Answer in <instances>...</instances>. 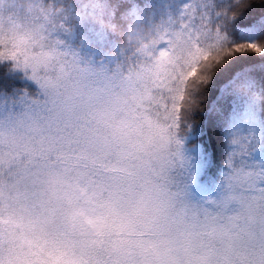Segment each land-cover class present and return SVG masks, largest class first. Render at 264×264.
Wrapping results in <instances>:
<instances>
[{
    "label": "clouds",
    "instance_id": "9594fccd",
    "mask_svg": "<svg viewBox=\"0 0 264 264\" xmlns=\"http://www.w3.org/2000/svg\"><path fill=\"white\" fill-rule=\"evenodd\" d=\"M118 2L0 0V79L12 81L14 88L15 72L40 90L39 98L26 94L29 106L0 113V264L27 252L26 247L21 248V240L38 226L73 241L80 264H264V164L255 161L257 151H264V142L252 128L229 127L222 134L228 151L217 197L191 198V163L187 159L181 163L178 156L169 173L171 181L161 190L168 196L162 213L150 220L136 217L132 229L102 237L84 224L83 216L73 218L77 209L88 216L104 214L103 202L120 183L118 173L84 167L76 159L78 154H86L89 160L103 156L101 141L105 135L111 137L112 129L96 121L92 115L96 108L74 101L70 87L63 93L42 87L45 80L30 79L7 55L17 50L21 38L27 40L20 51L21 64L26 54L55 49L75 59L96 95L127 107L133 97L152 87L150 78L138 75L135 65L140 50L158 38L162 26L138 25L122 12L110 15ZM246 3L233 0L230 8H214V20L208 23L201 42L222 36L224 46L231 47L225 29ZM81 22L103 30L131 50V55L115 69L85 58L59 38L61 32ZM258 44L264 47V43ZM190 47L191 39L181 45L182 50ZM220 65L205 69L209 78ZM204 86L193 83L198 90ZM231 91L264 111V92L249 81L234 82ZM198 100L190 116L193 123L201 109V97ZM233 140L239 143L232 144ZM138 191L143 194V189ZM117 195L122 196L121 211L129 214L140 199L137 195L130 203L127 192ZM143 199L148 200V195Z\"/></svg>",
    "mask_w": 264,
    "mask_h": 264
},
{
    "label": "snow or ice",
    "instance_id": "6c2138e0",
    "mask_svg": "<svg viewBox=\"0 0 264 264\" xmlns=\"http://www.w3.org/2000/svg\"><path fill=\"white\" fill-rule=\"evenodd\" d=\"M214 8L213 0H189L175 21L157 30L158 38L140 50L135 65L139 70L137 74H146L152 87L133 97L127 107L118 100H105L96 95L88 87L87 73L75 59L70 60L55 49L41 48L26 54L21 64L20 51L27 44V40L21 38L17 50L7 55L30 79L38 83L45 80L42 87L61 93L70 87L74 101L78 99L83 107L96 108L92 113L96 121L103 128L112 129L111 137L105 135L101 141L103 156L92 160L86 154L76 156L84 167L103 168L120 175V183L103 202L104 214L88 216L82 209L73 213L74 219L83 216L84 224L96 236L128 231L133 228L136 217L150 220L165 210L168 196L161 190L171 181L169 173L177 157L181 163L187 159L184 138L193 128L190 116L199 103L196 94L199 90L193 83L206 85L209 82L205 69L220 65L225 57L236 53L264 54V47L255 42L225 47L222 36L201 42L208 23L214 20L211 15ZM188 39H191L190 49L182 50L181 45ZM11 85L12 81L0 79V99L5 89L11 92ZM30 104L26 94L11 103L3 99L0 113ZM212 127L209 122L210 134ZM238 163L243 166L242 161ZM139 189H143V194ZM123 192L129 194L130 203L140 195L132 204L130 214L119 207L122 196L117 193ZM144 195H148V200L143 199ZM74 246L73 241L61 239L44 226H38L21 240V248L26 247L28 251L11 257L7 264H80L81 257L73 251Z\"/></svg>",
    "mask_w": 264,
    "mask_h": 264
},
{
    "label": "trees",
    "instance_id": "16d2710c",
    "mask_svg": "<svg viewBox=\"0 0 264 264\" xmlns=\"http://www.w3.org/2000/svg\"><path fill=\"white\" fill-rule=\"evenodd\" d=\"M189 0H119L109 14L122 12L138 25L168 26L182 13ZM217 8H230L233 0H213ZM232 44L264 43V0H247L246 5L225 29ZM66 45L93 63L115 69L131 55L110 39L108 34L90 23L81 22L75 28L59 34ZM16 86L4 90L9 103L21 94L39 98L40 90L28 78L13 72ZM247 80L264 92V54L236 53L225 57L209 82L196 94L201 97V109L195 113L193 128L184 138V153L191 163L193 191L191 198L199 201L219 195L224 173L223 161L228 147L222 141L227 128H252L264 142V111L231 91V85ZM13 93L16 95L13 96ZM0 99V104L3 103ZM209 122L212 124L211 134ZM255 161L264 164V151L258 150ZM23 227L17 221H12Z\"/></svg>",
    "mask_w": 264,
    "mask_h": 264
}]
</instances>
